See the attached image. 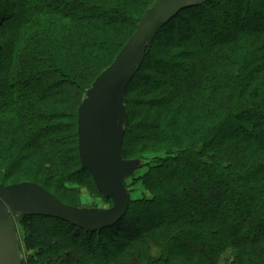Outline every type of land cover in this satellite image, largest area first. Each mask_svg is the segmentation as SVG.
<instances>
[{
	"label": "trees",
	"instance_id": "16d2710c",
	"mask_svg": "<svg viewBox=\"0 0 264 264\" xmlns=\"http://www.w3.org/2000/svg\"><path fill=\"white\" fill-rule=\"evenodd\" d=\"M153 1L0 0V184L75 207L81 189L103 198L80 165L77 109ZM124 105L144 194L95 233L18 217L27 264H264V0L179 13Z\"/></svg>",
	"mask_w": 264,
	"mask_h": 264
},
{
	"label": "water",
	"instance_id": "95a60500",
	"mask_svg": "<svg viewBox=\"0 0 264 264\" xmlns=\"http://www.w3.org/2000/svg\"><path fill=\"white\" fill-rule=\"evenodd\" d=\"M208 1L154 0L112 64L87 89L77 109L81 168L89 173L97 192L111 201V207L66 205L33 182L0 184V264H23L14 217H48L95 233L114 226L125 216L131 199L126 182L142 167L141 160H125L122 153L127 87L157 33L182 11L198 8Z\"/></svg>",
	"mask_w": 264,
	"mask_h": 264
},
{
	"label": "rangeland",
	"instance_id": "374dc122",
	"mask_svg": "<svg viewBox=\"0 0 264 264\" xmlns=\"http://www.w3.org/2000/svg\"><path fill=\"white\" fill-rule=\"evenodd\" d=\"M143 172H144V169L136 172L134 175V178H137L138 176L142 175ZM132 179L133 178L128 179L126 182V185L128 186L130 198L132 200H137L144 194V191L141 185L139 184L132 185ZM78 198H79V202L77 206L81 208L108 209L109 207H111V205L107 201H105L99 195L94 193L92 189H88V188L81 189L78 195ZM12 220L15 225L16 235L18 239L19 255L23 259V264L24 263L27 264L32 252L27 251L25 248V245H24L25 234H24L22 227L19 224L18 217H14Z\"/></svg>",
	"mask_w": 264,
	"mask_h": 264
}]
</instances>
